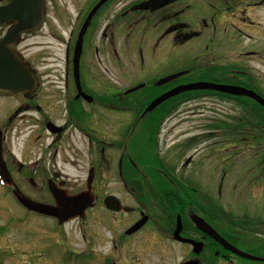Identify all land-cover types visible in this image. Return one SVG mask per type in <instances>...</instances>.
Returning <instances> with one entry per match:
<instances>
[{
    "label": "flooded vegetation",
    "instance_id": "obj_1",
    "mask_svg": "<svg viewBox=\"0 0 264 264\" xmlns=\"http://www.w3.org/2000/svg\"><path fill=\"white\" fill-rule=\"evenodd\" d=\"M14 1L0 0V7ZM26 1L39 6L40 24L29 31L19 30L11 44H16L34 68L38 86L28 95L15 94L24 100L15 112L22 110L25 114L21 119L29 125L44 113L41 123L52 139L42 145L45 156L34 165L39 166L38 174L44 173L46 189L50 185L67 194L84 189L70 192L72 186L54 162L58 140L80 136L91 158L88 168L94 170L91 209L99 197V173L107 176L116 172L119 183L134 198L136 206L129 213L146 214L138 231L151 224L161 239L179 243L185 252L181 261L264 264L225 247L198 229L191 219V214L198 215L239 251L264 258V107L252 98L234 99L206 89L187 90L179 101L169 97L144 112L149 102L162 93L201 80L246 87L264 99V0ZM16 24L15 20L0 24V35ZM20 44H43V50L35 56L25 53L28 49ZM76 44L80 45L75 65ZM52 47L63 56H53ZM37 63L42 70L37 69ZM178 72L177 77H168ZM236 99L245 103L238 105ZM223 101L234 103L232 106L244 116L224 121L205 117L201 123L204 135L214 138L212 135L217 133L216 137L220 135V141L232 144L234 151L244 142L250 151L244 162L234 158L238 155L235 152L225 157L215 154L212 166L217 184L207 186L202 175L186 170L195 150L177 167L174 159L169 161L171 148L188 151L195 142L188 139L179 147L172 144L166 148L160 141L161 131L173 129L181 119H175L174 114L184 115L190 105L199 104L194 108L213 112L211 108ZM128 115L126 130L122 131V118ZM13 118L11 114L9 121ZM4 126L0 127L6 130ZM142 129L145 141L133 148ZM4 153L12 177L16 169L22 170L28 164L6 150ZM46 160L53 163L47 164ZM238 170L247 173L249 187L233 182L224 188L228 171ZM258 182L260 187H256ZM41 201L54 202L50 193ZM177 223L181 237L200 243L197 253L190 242L171 239Z\"/></svg>",
    "mask_w": 264,
    "mask_h": 264
},
{
    "label": "rangeland",
    "instance_id": "obj_2",
    "mask_svg": "<svg viewBox=\"0 0 264 264\" xmlns=\"http://www.w3.org/2000/svg\"><path fill=\"white\" fill-rule=\"evenodd\" d=\"M42 45L20 44L28 49L25 53H32L35 56L41 54ZM52 50L53 56H63L57 48L52 47ZM38 65L37 63V69L40 67ZM52 67H55V64ZM40 70H42L41 67ZM51 72L54 73L55 70ZM23 102L24 100L15 94L4 96L0 93V126L4 124L6 129L1 128L5 136L4 150L12 153L17 159H21V163H28L22 170L16 169L13 176V180L22 191L33 198L45 200L48 196L45 183L42 181L45 175L38 174L39 171L36 170L39 166L34 165V162L38 161L40 164L42 157L45 156H43L42 145L48 144L52 136L45 133L41 123L44 113L40 114V119H34L29 125L21 119L25 114L22 110L15 112L18 104L22 105ZM233 104L231 101H223L218 103L216 108H211L213 112L194 108L199 104L190 105L191 109L184 115L174 114L175 119L179 116L181 119L178 122L175 121L173 129L166 128L161 131L160 141L166 148L172 144H177L179 147L192 136L197 139L196 144L192 148L190 146L188 151L184 150L185 148H171L169 161L174 159L177 167V164L183 163L195 150L193 161L186 170H192L191 174L202 175L201 178L205 180L207 186L212 182L217 184V180L214 182L216 172L213 171L212 166L215 154L220 153L225 157L235 152L238 155L234 158L244 162L245 154L250 151L248 145L243 142L236 145L234 151L232 144L226 143L224 139L220 141V135L216 137L217 133L212 135L214 138L204 135L201 123L205 117L209 119L212 116L218 121L232 120L231 116L241 113L239 109L232 106ZM11 114H14V118L9 121ZM33 114L37 116L35 112ZM128 118H130L129 115L122 118V131L126 130L125 121H128ZM145 135L143 129L137 133L139 141L133 143V148L144 143ZM79 137L74 135L68 140L61 138L56 143L58 155L55 156L54 162L72 186L70 192L84 188L88 165L91 161L85 149V140ZM220 148L223 151H220ZM51 161L53 163V160ZM51 161L46 160V163ZM99 174L96 178L99 197L95 207L89 210L83 219H75L63 225H57L53 218L27 212L18 205L9 189L0 183V264H178L183 253L185 254L184 250L177 242H169L167 238L161 239L153 225L148 224L132 235L124 234V230L140 217L139 214L108 212L103 206L102 198L107 194H113L124 204L136 206L134 198L129 197L130 193L126 192L119 183L116 172L109 173L107 176ZM247 177L245 170L228 171L223 180V187L227 188L235 182L247 189L249 187ZM239 186L236 188L240 189ZM257 186L260 187L261 183L258 182Z\"/></svg>",
    "mask_w": 264,
    "mask_h": 264
},
{
    "label": "water",
    "instance_id": "obj_3",
    "mask_svg": "<svg viewBox=\"0 0 264 264\" xmlns=\"http://www.w3.org/2000/svg\"><path fill=\"white\" fill-rule=\"evenodd\" d=\"M26 0H15L14 2L7 4L5 6L0 7V23L4 21H9L10 19H17L18 25L12 29H10L6 35L0 39V89L8 90L11 92H29L32 91L37 84L36 78L34 76V72L26 62L23 61L22 57L10 47L9 43L14 41L18 36V29H26L27 25H30L29 28L34 27L40 21L41 11L38 5ZM79 45V44H77ZM78 49V48H77ZM77 52H75L76 54ZM76 58L74 59V64L76 65ZM203 89L210 88L216 89L219 91L232 93V94H244L250 97L255 98L258 102L264 105V100L256 95L254 92L247 90L242 87L226 85V84H215L209 82H194L186 85H180L175 87L174 89L160 95L155 98L146 108V111L151 110L155 105L160 103L163 99L171 95H175L179 92H182L186 89ZM0 177L3 182L13 185L12 192L17 198V200L25 206L29 210L36 211L38 213L53 216L57 219L58 223L66 222L75 217H84V212L87 207L92 206L93 204V193L91 183L94 177L93 170L91 169L87 176L86 181V189L68 195L65 191L57 190L52 188L50 185L49 190L52 194L55 202L53 205L44 204L41 202H36L31 199L25 197L20 190L13 184L7 170L5 167V163L3 160L2 154V145H1V132H0ZM104 205L106 208L119 211L121 209L125 211H129L130 207L122 206L119 200L112 196L108 195L104 198ZM192 218L196 225L205 231H207L210 235H212L215 239L220 241L225 247L232 249L233 251L239 253L240 255L254 258L246 253L238 251L235 247L228 244L223 238H221L214 230H212L206 223H204L200 218L195 215H192ZM145 221V216L135 222L132 226H130L126 233H131L137 230ZM179 225L174 231V236L177 239H181L184 241L191 242L194 247L193 251L198 252L200 250V244L194 243L192 240H187L181 238L179 235ZM181 264H200L197 260L191 259L187 260Z\"/></svg>",
    "mask_w": 264,
    "mask_h": 264
}]
</instances>
